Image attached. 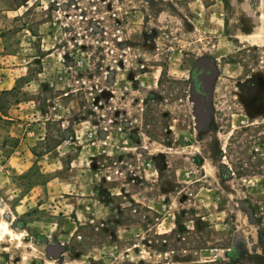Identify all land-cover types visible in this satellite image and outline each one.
<instances>
[{
    "label": "rangeland",
    "instance_id": "obj_1",
    "mask_svg": "<svg viewBox=\"0 0 264 264\" xmlns=\"http://www.w3.org/2000/svg\"><path fill=\"white\" fill-rule=\"evenodd\" d=\"M247 47L264 0H0V264H264Z\"/></svg>",
    "mask_w": 264,
    "mask_h": 264
},
{
    "label": "crops",
    "instance_id": "obj_2",
    "mask_svg": "<svg viewBox=\"0 0 264 264\" xmlns=\"http://www.w3.org/2000/svg\"><path fill=\"white\" fill-rule=\"evenodd\" d=\"M0 84H1V86H3V88L5 90H9L13 83H12V81H10V79L7 78V79H0ZM18 111H20V109ZM6 118L10 119V120L12 119L10 117H6ZM7 128H8L7 129L8 133H10L11 132V126H8ZM3 146H6V145L0 146V157L3 156L6 159V163L2 164V166L8 165L11 170L17 171L19 173L26 171V169L29 166L26 163V161L28 160V158L26 157L27 153L26 152L23 153L21 150L18 149L20 147L19 144L12 146L11 150L8 152V154L1 155L2 154L1 151L3 150ZM29 153H31L30 150H29ZM5 191H14V190L10 185L7 186V184H5ZM0 199H1V196H0ZM1 208H5L4 213L7 212L6 204L3 203V205L0 206V209ZM12 216L13 215H11V217ZM21 230H23V229H21Z\"/></svg>",
    "mask_w": 264,
    "mask_h": 264
},
{
    "label": "trees",
    "instance_id": "obj_3",
    "mask_svg": "<svg viewBox=\"0 0 264 264\" xmlns=\"http://www.w3.org/2000/svg\"><path fill=\"white\" fill-rule=\"evenodd\" d=\"M260 52L264 53V50L258 48V47H247L244 49H241L239 53L244 56V58H247L246 60L248 62H252L251 64H257L256 57L261 56ZM217 264L216 261H205V262H200L197 264Z\"/></svg>",
    "mask_w": 264,
    "mask_h": 264
},
{
    "label": "bare ground",
    "instance_id": "obj_4",
    "mask_svg": "<svg viewBox=\"0 0 264 264\" xmlns=\"http://www.w3.org/2000/svg\"><path fill=\"white\" fill-rule=\"evenodd\" d=\"M12 220H16L14 217ZM21 233L11 228L10 224L6 220H0V238L9 236L11 239H18ZM8 237V238H9Z\"/></svg>",
    "mask_w": 264,
    "mask_h": 264
},
{
    "label": "flooded vegetation",
    "instance_id": "obj_5",
    "mask_svg": "<svg viewBox=\"0 0 264 264\" xmlns=\"http://www.w3.org/2000/svg\"><path fill=\"white\" fill-rule=\"evenodd\" d=\"M241 50V49H240ZM239 50V51H240ZM238 54L243 58V61H245V62H248L246 59L247 58H244V56H242L239 52H238ZM238 62H240V60H238ZM243 65V67H244V64H242ZM248 66V65H247ZM249 67H251V69H254L253 67H252V64L251 65H249ZM248 74V73H247ZM258 80H260V81H262L263 82V79H261V77L258 79ZM264 83V82H263ZM251 86L253 87V90L255 91V93H256V91L258 90V88H259V86H258V84L255 82L254 84L252 83L251 84ZM262 87V86H261Z\"/></svg>",
    "mask_w": 264,
    "mask_h": 264
},
{
    "label": "built area",
    "instance_id": "obj_6",
    "mask_svg": "<svg viewBox=\"0 0 264 264\" xmlns=\"http://www.w3.org/2000/svg\"><path fill=\"white\" fill-rule=\"evenodd\" d=\"M89 135H90V133H89ZM74 142V141H73ZM78 237H80L79 235H78Z\"/></svg>",
    "mask_w": 264,
    "mask_h": 264
},
{
    "label": "water",
    "instance_id": "obj_7",
    "mask_svg": "<svg viewBox=\"0 0 264 264\" xmlns=\"http://www.w3.org/2000/svg\"><path fill=\"white\" fill-rule=\"evenodd\" d=\"M0 202H1V199H0Z\"/></svg>",
    "mask_w": 264,
    "mask_h": 264
}]
</instances>
